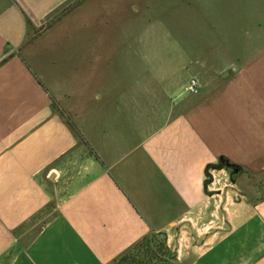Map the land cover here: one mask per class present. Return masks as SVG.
<instances>
[{"label": "crops", "instance_id": "1", "mask_svg": "<svg viewBox=\"0 0 264 264\" xmlns=\"http://www.w3.org/2000/svg\"><path fill=\"white\" fill-rule=\"evenodd\" d=\"M71 1L0 0V264H116L152 233L171 264H264V35L196 61L198 91L175 101L167 85L169 113L144 131L155 98L138 86L51 90L25 54L29 29ZM220 156L241 171L206 182Z\"/></svg>", "mask_w": 264, "mask_h": 264}, {"label": "rangeland", "instance_id": "2", "mask_svg": "<svg viewBox=\"0 0 264 264\" xmlns=\"http://www.w3.org/2000/svg\"><path fill=\"white\" fill-rule=\"evenodd\" d=\"M259 35L264 0H73L31 27L22 47L51 90L76 78L107 99L138 86L149 108L147 99L155 98L153 112L138 122L149 131L169 113L167 90L179 99L196 61L213 64L221 58L216 53L250 51ZM109 119L100 115L113 130L130 128L127 120Z\"/></svg>", "mask_w": 264, "mask_h": 264}, {"label": "trees", "instance_id": "3", "mask_svg": "<svg viewBox=\"0 0 264 264\" xmlns=\"http://www.w3.org/2000/svg\"><path fill=\"white\" fill-rule=\"evenodd\" d=\"M229 162L226 157L220 156L216 163L209 164L206 169V182L211 180V175L208 172L210 168L229 169L233 176L241 171V166L234 165L238 168V172L234 173L233 168L226 164ZM175 258L176 255L169 251L164 239L160 238L158 234L152 233L142 238L132 248L119 256L116 259V264H171V260Z\"/></svg>", "mask_w": 264, "mask_h": 264}, {"label": "built area", "instance_id": "4", "mask_svg": "<svg viewBox=\"0 0 264 264\" xmlns=\"http://www.w3.org/2000/svg\"><path fill=\"white\" fill-rule=\"evenodd\" d=\"M198 91V82L195 78H191L188 83L183 87V92L194 94Z\"/></svg>", "mask_w": 264, "mask_h": 264}, {"label": "water", "instance_id": "5", "mask_svg": "<svg viewBox=\"0 0 264 264\" xmlns=\"http://www.w3.org/2000/svg\"><path fill=\"white\" fill-rule=\"evenodd\" d=\"M228 166H230V167H232L233 169H232V171L234 172V173H237L238 172V168L237 167H234V165H236V164H234V163H232V162H229V163H226ZM233 175V174H232Z\"/></svg>", "mask_w": 264, "mask_h": 264}]
</instances>
